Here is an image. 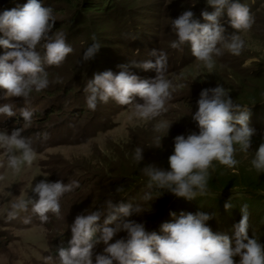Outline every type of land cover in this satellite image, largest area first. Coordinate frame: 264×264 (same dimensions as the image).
<instances>
[{"label": "clouds", "instance_id": "clouds-1", "mask_svg": "<svg viewBox=\"0 0 264 264\" xmlns=\"http://www.w3.org/2000/svg\"><path fill=\"white\" fill-rule=\"evenodd\" d=\"M215 11H203L206 23L194 18V12L184 11L178 18L171 20L172 32L176 39L171 43L173 49H180L190 43L195 60L208 69L214 66V57H220L227 50L239 56L245 47L241 33L250 30L255 22L249 8L233 0H206ZM227 15L231 26L239 34L226 38L221 20ZM56 18L51 7L41 0H28L20 9L4 11L0 14V32L6 38H0V46L9 49L0 56V88L6 90L5 99L23 98L28 105L33 92L39 93L49 87V67H61L73 48L66 43L61 31H54ZM93 41L84 51L81 65L95 58L101 47L100 41L93 35ZM155 57L118 65V74L107 70L97 73L89 79L84 92L86 107L95 111L98 104H107L110 100L121 106H131L135 118L157 120L166 111V104L177 87L167 78L166 54L161 50L150 53ZM144 71L154 70L152 79H140L131 68ZM57 82H61L57 78ZM143 103H134L136 97ZM198 110L192 116L198 122L199 133L178 135L174 141V154L168 158L169 169L155 163L146 164L140 169L147 178L146 191L140 197L143 202H153L164 192L192 201L207 196L210 170L214 162L228 169L237 164L235 153H247L252 146L254 129L249 127L250 108L233 101L229 91L222 85L201 91ZM0 115H16L13 106L5 103L0 106ZM23 127L14 129L9 135L0 131V150L5 155L6 166L13 173H19L23 167H30L35 160L32 141L22 135L30 127L33 112L28 107L20 108ZM171 124L158 120L153 131L160 133L168 130ZM47 139V133L42 134ZM161 137H156L155 147H159ZM133 159L140 163L144 160L143 148L136 147ZM251 166L257 173L264 174V143L255 151ZM79 187L77 181L49 182L41 180L31 188L34 196L27 200L18 197L7 212L9 220L18 218L21 212L31 211L41 224L49 222V213L59 218L61 198ZM124 186H117L103 204L93 210L76 216L71 225L72 237L69 247H60L58 255L45 256L44 264H264V243L254 235L249 236V209L241 206V220L233 226V236L217 234L207 225L216 213L181 212L177 217L170 213L174 222L162 224L163 235L149 232L146 223L138 222L134 217L142 216L146 211L142 203H125L117 199ZM155 196V199H154ZM233 194L224 204L226 211L231 210ZM103 218V225L99 221ZM31 218H25L30 223ZM120 233L126 235L115 239ZM114 241V242H113ZM103 245V251L94 254L97 245Z\"/></svg>", "mask_w": 264, "mask_h": 264}, {"label": "rangeland", "instance_id": "rangeland-1", "mask_svg": "<svg viewBox=\"0 0 264 264\" xmlns=\"http://www.w3.org/2000/svg\"><path fill=\"white\" fill-rule=\"evenodd\" d=\"M0 1H4V4L5 1L7 2V0ZM49 1L41 0V3L44 5ZM256 1L255 6L248 4L250 0L240 2L250 6L248 8L255 20L250 30L240 34L245 41L242 53L236 56L224 50L222 56L214 57L212 69L197 62L195 57L191 58V47L173 49L170 46L176 39L172 32L171 20L178 18L184 11H193L206 5V0H116L124 9V13L119 21L110 22L104 19L103 24L96 27L95 32L101 33V38L105 40L99 52L103 51L102 53L109 58L104 57L107 60H102L100 64L102 67L94 70L91 76L87 74L85 80L84 77L81 79L88 66L81 65L83 54H80L74 61L64 62L59 68L46 69L49 73V87L39 93L33 92L28 105H25L23 98L20 97L5 99L6 90L0 88V106L9 103L16 112L12 117L0 115V131H7L10 135L14 129L22 128L23 117L19 115L20 109L15 108L18 104L28 107L33 112L32 124L24 129L22 135L32 141L36 154L33 164L30 167H23L19 173H13L6 166L0 167V264H44L45 256L56 257L60 247L68 248L72 237L71 225L77 215L85 213L88 209L91 211L97 208L106 195L113 192L117 186L123 185L124 190L130 188L131 185L125 183L131 177H123L118 168H121L120 165L138 168L133 159L136 147L131 144L132 140L143 135H160L161 132L153 131V126L158 120L167 121L169 124H174L177 120L182 122L190 120L198 110L197 102L203 89L222 85L236 103L254 98L252 95L255 90L250 78L254 71L259 72L264 69V0ZM21 2L25 5L28 0ZM6 7L2 9L0 6V14L6 10L18 9V7L14 8L12 3ZM53 14L56 18L55 26H59L68 18L65 12L54 11ZM226 18L225 14L221 20L222 25ZM79 27L81 25L77 26ZM68 29L69 26L62 25L60 29L54 28V31L66 33ZM132 36L139 38L138 46L128 47L126 44L133 41ZM84 40L81 35L78 42L70 46H75V50L80 52L86 48L83 44ZM136 48L142 51L141 54L130 57L129 54ZM159 49L166 54L167 78L173 85H184L182 88L177 87L173 92L165 106L167 111L161 117L157 120L135 118L131 106H121L111 100L107 104H98L95 111L86 107L84 87L97 71L103 73L111 70L118 74L121 70L118 65L129 64L131 60L151 59L154 62L155 57L150 53ZM7 51L9 49L0 46V56ZM130 71L140 79H152L156 76L154 70L144 71L133 67ZM75 73L77 76L73 77ZM57 78L61 82H57ZM81 82L85 83L81 84ZM259 87L264 90L262 85ZM134 103H143V100L137 96ZM67 114L80 124L75 129L71 142L63 141L71 129L68 125L74 121L65 124ZM103 118L108 120V124L102 126L106 129L99 127V133L94 134L92 126L101 122L99 119ZM44 133L48 136L46 140L42 136ZM124 150L130 152L126 159L122 158ZM246 160V156H241L235 166L246 165ZM4 163L5 155L3 150H0V164ZM45 179L49 182L64 183L77 181L79 184L78 188L61 198L59 218L49 213V222L41 224L29 206L28 211L21 212L18 218L9 220L7 212L11 203L18 197L27 200L29 196H34L31 188ZM133 200L135 203L145 204V211L154 209L155 201ZM180 206L187 209V213L191 212V208L196 207L194 203H183ZM249 210L255 214L250 215L249 221L252 222L254 217L255 225L258 226L260 215L257 203L249 207ZM205 213L211 214L209 210ZM27 217L31 218L30 223L24 222ZM219 222L220 220L213 222L211 219L207 225L213 230ZM99 223L103 225L102 220ZM228 228V232H225L222 227L221 234L233 236V227L229 225ZM124 234L120 233L114 240ZM157 234L163 235L161 232ZM103 247L102 244L97 245L94 254L102 253Z\"/></svg>", "mask_w": 264, "mask_h": 264}, {"label": "trees", "instance_id": "trees-1", "mask_svg": "<svg viewBox=\"0 0 264 264\" xmlns=\"http://www.w3.org/2000/svg\"><path fill=\"white\" fill-rule=\"evenodd\" d=\"M250 1L251 2H248V4L251 3L252 6H255L257 4L256 0ZM233 2L240 3L241 0H233ZM10 3H12L14 8L18 7V9L24 6V3L21 2V0H7V2L5 1V4L4 1H0V6L2 7V9H5L6 5ZM45 5L46 7L49 5L48 7H51L53 9V12H65L68 15V18L67 20H65V22L59 24V26H54L55 29H60L62 25L69 26V29L66 31V33L63 32L66 36V43L69 45H75V43L78 42L79 37L83 35V37L85 38L83 44L86 45V48L93 42L91 40V37L93 35H95L97 37V40L100 41L101 45H103V42L105 40L101 38V33L95 32L96 27H100L103 24L104 19H108L110 22H117L120 20L122 14L124 13V9L119 4H117L116 0H50L49 3L44 4V6ZM53 5L55 6L52 7ZM246 6L250 7L249 5ZM205 10L209 13L215 11L212 6H209L207 4L193 10L195 14L194 18L199 20V22L202 24L207 22L203 19L202 16V12ZM76 25H81V27L77 28ZM223 27L225 28L224 35L226 38L230 37L233 34L239 33L238 30L231 27L228 17L223 23ZM1 33L2 32H0V37L3 38L4 35H2ZM132 40L133 41L131 42L128 40L129 42L126 44L128 47H134L135 45H137V43H139V38L137 36H132ZM186 46L188 47V49L189 47H191L190 43ZM186 46H184V48H186ZM71 47L73 48V52L67 56L65 62L74 61L76 56L83 54L82 52H84L86 49L85 48L83 50H80V52H77V50H75V46ZM134 50V52L136 53H130V57L139 55V53L141 54L142 52L139 48H136ZM102 52L103 51H98L95 55L96 58L86 64V66H88V72L86 71V73L81 76V79L84 77L83 80H85V75L88 74L91 76L94 73V70L102 67L100 65L101 61L107 60V58L104 57H108ZM98 57L99 59H97ZM192 57L194 56L191 55V58ZM53 67L49 68L53 69ZM97 73L99 72L97 71L95 74ZM76 76V73L73 74V77ZM92 78H94V76H92ZM250 79H252L250 80V82L253 83V89L255 90V93L252 95V97L254 96V98L239 104L250 108L251 114L249 119V127L254 129L255 134L252 137V146L247 153L239 151L238 145L236 146L237 151L235 153L236 160H240L241 156H246L247 164L238 167L234 166L233 168L228 169L214 162V168L210 170V191L207 196L198 197L197 199H194L192 201H187L184 198L176 197L170 192H164L162 196L158 197L157 199L154 198V209L152 208L151 210H147L140 217H134V219H137L138 222L146 223V228L149 232L154 231L156 233H162V224L166 222H174V218L170 215V213L175 212L178 217L182 211L187 213V209L180 206L181 204L194 203L196 207L191 208V212L189 213L196 214L197 212H206L208 210L210 211V213H216L215 218H213V222L218 220H220V222L219 224H216L215 229H213L212 231L214 233L221 234L220 231H222V227L224 228L225 232H228L229 225L233 227L235 223L241 220L242 213L240 211V208L242 205H249V209V207H253L257 203V208L259 210L258 214L260 215L258 219L259 225H255L254 217L252 218V222L249 221V236L251 237L252 235H254L258 241H260L261 243L264 242V235L262 234L264 233V224H262L264 218V174L257 173L251 166V160L254 158L255 151L258 150L261 143H264V90H261V88L259 87V85H262L264 89V69L262 71L260 70L259 72L254 71ZM84 83L85 82H81V84ZM23 107L25 106H23L22 104H18L15 109L19 110ZM69 116L70 115L67 114L65 124H70L71 121H74L70 125H68L69 127H71V129L69 130L70 132L67 133L68 136H65V138H63V141L71 142L74 137V132H76L75 129H77V126H79L80 124L77 123L76 119H73L71 118V116ZM99 120L101 122H97L91 128L94 134L99 133V127H101L102 129H106L102 126L106 123L108 124L107 118L105 120L104 118ZM192 132H196L198 134L199 126L198 122L194 121L193 118H190V120H186L183 122L182 120H177L174 124H171L168 133L161 132L160 135H143L133 139L131 144L134 147L143 148L144 160L141 162V164L136 162V167H138L136 169L123 167V165H120L121 168H118V170L121 172L119 173H122V176H125V178L126 176L131 177L127 179V183H125V185L131 186L130 188H127L126 190L121 192L116 198L123 199L125 203H128L129 201L135 203L134 200L132 201V199H136L139 201L140 196H142L144 194V191H146L145 185L147 182V178L142 175L140 169L146 164L155 163L158 166L168 170V158L170 155L174 154L175 137H177L178 135H183L184 133L191 134ZM157 136L161 137V143L159 147H155ZM127 155H130L129 150H124L122 158L126 159ZM108 184L112 185V183ZM112 187L116 186L112 185ZM141 191L142 194H140ZM231 194H233L234 197V207L231 210L226 211L223 207L224 204L228 201ZM109 195L110 193L106 195L101 204L104 203ZM101 204H99V206ZM143 207L145 210L146 205L143 204ZM249 213L250 215H255L251 213V210H249ZM101 220L103 221V218ZM125 235L126 234H124L123 236ZM230 237H232V235Z\"/></svg>", "mask_w": 264, "mask_h": 264}]
</instances>
